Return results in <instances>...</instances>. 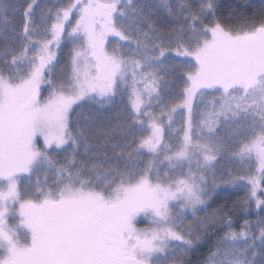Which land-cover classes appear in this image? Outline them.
Masks as SVG:
<instances>
[{
  "label": "snow or ice",
  "instance_id": "6c2138e0",
  "mask_svg": "<svg viewBox=\"0 0 264 264\" xmlns=\"http://www.w3.org/2000/svg\"><path fill=\"white\" fill-rule=\"evenodd\" d=\"M261 185L264 2L0 0V264H264Z\"/></svg>",
  "mask_w": 264,
  "mask_h": 264
},
{
  "label": "trees",
  "instance_id": "16d2710c",
  "mask_svg": "<svg viewBox=\"0 0 264 264\" xmlns=\"http://www.w3.org/2000/svg\"><path fill=\"white\" fill-rule=\"evenodd\" d=\"M237 2H239V0H222V3L225 5V7L231 6V5H233V4L237 3ZM244 2H248V0H244ZM251 2L254 3V4H256V5H259L261 2H264V0H251ZM261 186H262V188H264V185H261ZM241 194H242L241 192L238 193V196H241ZM236 198L237 197L234 196L233 197V200H235ZM221 202H218V203H221ZM212 207L213 208L217 207V204H213ZM244 219H249V220H253L254 221L256 219V216L255 215H253V216H246V217H244ZM240 223H243V219L240 220ZM200 255L201 254L198 253L196 256H193L192 259L193 260H197V259L200 258Z\"/></svg>",
  "mask_w": 264,
  "mask_h": 264
},
{
  "label": "rangeland",
  "instance_id": "374dc122",
  "mask_svg": "<svg viewBox=\"0 0 264 264\" xmlns=\"http://www.w3.org/2000/svg\"><path fill=\"white\" fill-rule=\"evenodd\" d=\"M66 52H67V49H65V54H66ZM33 179H35V177H33ZM261 188H262V186H261ZM244 191H246V190H244ZM241 193H242V194H241V197H242V196H243V191H242ZM199 215H202V213L199 214ZM188 220H191V217H190V216L188 217ZM188 220H186L185 223H187ZM139 226L143 227V226H145V225L142 224V225H139Z\"/></svg>",
  "mask_w": 264,
  "mask_h": 264
}]
</instances>
